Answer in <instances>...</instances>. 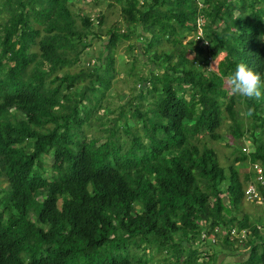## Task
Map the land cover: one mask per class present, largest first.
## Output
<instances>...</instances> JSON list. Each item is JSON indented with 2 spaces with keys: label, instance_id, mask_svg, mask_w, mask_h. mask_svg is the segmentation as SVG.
Returning <instances> with one entry per match:
<instances>
[{
  "label": "trees",
  "instance_id": "1",
  "mask_svg": "<svg viewBox=\"0 0 264 264\" xmlns=\"http://www.w3.org/2000/svg\"><path fill=\"white\" fill-rule=\"evenodd\" d=\"M73 1L0 0V264H215L211 235L247 248L236 264H264V227L240 211L254 164L264 178V100L224 83L241 61L264 79V0H115L123 20L104 40V16ZM223 135L226 166L206 144Z\"/></svg>",
  "mask_w": 264,
  "mask_h": 264
},
{
  "label": "rangeland",
  "instance_id": "2",
  "mask_svg": "<svg viewBox=\"0 0 264 264\" xmlns=\"http://www.w3.org/2000/svg\"><path fill=\"white\" fill-rule=\"evenodd\" d=\"M199 2V0H198ZM200 3V2H199ZM201 5V3H200ZM72 10L75 11V13L77 14H83V13H88V15L95 17L97 15H103L104 16V22L102 25V29L104 30L105 28H110L114 22L116 20L122 22V16L120 14L121 11V4H118L115 0H78V1H73L72 4ZM234 13H237V10H234ZM99 27H97L98 29ZM123 28V27H122ZM107 29H105L102 32H99V36L101 38V40H104L105 38H107L106 35V31ZM105 32V33H104ZM91 39V46L88 49V51L94 55L97 54L98 50H99V40L97 37H91L89 36ZM264 39V37H260V40ZM127 46V43H122L121 45L117 46V48L115 49V57L117 58V62H120V60H125V58H127V56L123 55V52L125 51ZM207 50H203V52H206ZM133 54L138 55L136 53V51H133ZM188 57L189 58H194L195 57V53L189 52L188 53ZM218 63L217 58L214 60H210V64L207 68H210L212 70H216V65ZM118 66V65H117ZM205 68V67H204ZM137 69L140 70V72L145 73L146 69H147V64L145 62V60H143L142 56L139 55V61H138V66ZM74 69H69V71H73ZM126 82L125 77L123 76V74L118 71L117 75H116V79H115V85H114V95L111 98H114L115 95L117 94V92L119 93L118 95V101L120 102H124V97L125 95L129 92L126 88H124V83ZM120 90V91H118ZM109 99V98H108ZM111 100V99H109ZM224 133V129L221 130ZM248 135V134H247ZM89 138V135L87 136ZM247 137L250 138V136L248 135ZM246 137L245 142H242V146L241 149L243 148V150H245L246 152L250 151L251 145H250V140ZM221 141L219 142H214L211 141L210 139L206 141V144L208 147L213 148L215 150V152L217 153L218 156V160L221 163V165L226 166L227 164V160L230 157V148L226 147V139L225 136H222ZM45 162L47 163V165H49V163L51 162V160L49 158H47L45 160ZM240 173L246 172L249 170L248 166L245 167H239L238 168ZM6 185H3V187H5ZM251 208L253 209V213H251ZM262 210V209H261ZM240 211L241 212H245L246 214L249 215L250 220L255 221L258 225L262 226L264 225V216L262 217L261 214H264V210H262L263 212L260 213L258 207H256L255 205L249 203L247 200H244L242 203V206L240 207ZM253 214H256L255 216ZM260 214V215H258ZM240 217V215H238ZM239 241V240H237ZM138 253V251H137ZM140 254V253H139ZM150 254V252H149ZM238 255L236 254V259L237 261H239L241 258L237 257Z\"/></svg>",
  "mask_w": 264,
  "mask_h": 264
},
{
  "label": "clouds",
  "instance_id": "3",
  "mask_svg": "<svg viewBox=\"0 0 264 264\" xmlns=\"http://www.w3.org/2000/svg\"><path fill=\"white\" fill-rule=\"evenodd\" d=\"M196 1H198V0H196ZM200 22L201 21L197 22L198 26H197L195 32L193 33V35L191 37H192L193 43L195 45L202 48L203 50H207V47H210L212 44L210 43V41H208L207 39H205L203 37ZM196 35L200 36L199 40H196ZM203 41L208 42L209 45L203 46L202 45ZM224 83H225V87L228 90L229 95H231V96H234L237 98H242L245 101H257V102H259V101L264 100V79H262V77L259 73L251 70L249 68L248 64H246L243 61L235 64L234 70L226 76ZM254 114H255V107L254 106L247 107L246 111L241 113L242 117H245V118H251ZM244 200H247L245 196H244ZM248 202L251 204H254L250 201H248ZM215 228H217V227H215ZM214 229H213V231H214ZM231 230L232 229L225 232L223 235H226V238L235 236V235L230 234ZM235 231L237 232V230H235ZM237 233H239V232H237ZM210 237H213L215 239L218 238V237L213 236V235H211ZM200 249L202 251H207V254L211 255L210 254V243L208 241H206L205 244L200 247ZM224 258H226V257L224 256ZM202 261L203 262L208 261V256H206V253H204L203 255H201L198 258V262L201 263Z\"/></svg>",
  "mask_w": 264,
  "mask_h": 264
},
{
  "label": "built area",
  "instance_id": "4",
  "mask_svg": "<svg viewBox=\"0 0 264 264\" xmlns=\"http://www.w3.org/2000/svg\"><path fill=\"white\" fill-rule=\"evenodd\" d=\"M200 39V36L199 35H196V40H199ZM202 45L203 46H208L209 43L206 42V41H203L202 42ZM251 169L254 171L255 175H256V180L258 182V185L257 184H253L251 183L244 191V196L246 197V199L252 203H259L262 208L264 209V199H261V196H260V190L262 188H264V178H263V171L262 169L259 167L258 164H254ZM219 229L218 228H215L214 229V232H218ZM230 234L231 235H235V236H241V237H244V235L246 234L245 231H242L240 233H237L234 229H232L230 231ZM206 239V235L204 233L200 234V241L201 240H205ZM207 241L209 243H214L216 241L215 238L213 237H209L207 239Z\"/></svg>",
  "mask_w": 264,
  "mask_h": 264
},
{
  "label": "crops",
  "instance_id": "5",
  "mask_svg": "<svg viewBox=\"0 0 264 264\" xmlns=\"http://www.w3.org/2000/svg\"><path fill=\"white\" fill-rule=\"evenodd\" d=\"M261 216L263 217L264 214L262 213ZM258 227H264V225H262V226L258 225ZM246 236H247V233L244 235V237L232 236V237L226 238V240H228L229 242H233L234 244H237L238 242L240 243L243 240L242 238L245 239ZM237 240H239V241H237ZM221 242L222 241L219 238H217L214 243H210V254L212 252H217V250L221 249V250H219V252H217L218 255H217L216 264H236L238 262L237 260H235L236 254L238 255L237 257H240V255L245 253L247 250V248H242V249H240V248H235V249L226 248L225 250H223L222 246H217V245L221 244ZM261 246H263V245H261ZM223 255L226 258H224Z\"/></svg>",
  "mask_w": 264,
  "mask_h": 264
}]
</instances>
